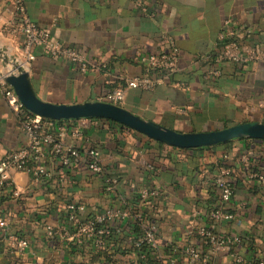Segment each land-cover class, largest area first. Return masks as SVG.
<instances>
[{"label":"crops","instance_id":"0c3cea01","mask_svg":"<svg viewBox=\"0 0 264 264\" xmlns=\"http://www.w3.org/2000/svg\"><path fill=\"white\" fill-rule=\"evenodd\" d=\"M16 5L17 0H0V76L12 68L2 51L10 59L23 57V36L7 29L19 23ZM24 6L30 19L49 30L54 41L78 50L90 62L83 70L79 63L38 47L37 57L27 69L44 100L105 101L122 81L147 71L140 57L174 46L180 52V70L155 90L128 89L120 105L178 131L264 122V63H217L206 58L221 40L226 20L237 27L243 43L263 47L264 0H24ZM56 121L67 125L61 134L67 144L100 150L104 171H90V157L85 152L65 165L60 155L50 150L44 159L49 179L35 178L31 170L13 171L20 194L0 195V236L5 238V252L13 258L27 264H105L108 260L110 264H127L128 254L134 250L131 218L112 227L116 243L112 245L109 239L108 245L115 259L93 256L95 247L86 243L82 255L77 256L72 245L49 234V227L68 222L70 203H84L85 215L94 208L110 206L143 211L156 224L159 247L170 241L179 248L195 245L208 250L191 232V226L198 211L211 209L204 197L213 186L218 203L234 214L231 220L215 223L231 239L227 248L216 252L215 261L237 264L234 257L240 255L244 259L241 264H247L254 257L264 258V184L258 177L264 173V139L236 138L231 140V148L225 147L227 142L191 150L166 144V156L154 155V163L148 154L147 135L123 130L113 120ZM27 141L17 112L0 87V162ZM221 164L231 168L233 182L238 177L245 179L241 188L233 189L229 201L222 200L215 186ZM107 176L115 181L113 191L107 190ZM157 186L165 190L164 210L140 204L141 190ZM19 232L30 240L22 256L12 253L10 242L11 236H20ZM251 239L252 247L248 246ZM171 261L164 257L163 264L177 263Z\"/></svg>","mask_w":264,"mask_h":264},{"label":"built area","instance_id":"2783aa9c","mask_svg":"<svg viewBox=\"0 0 264 264\" xmlns=\"http://www.w3.org/2000/svg\"><path fill=\"white\" fill-rule=\"evenodd\" d=\"M144 11L148 9L143 7ZM16 11L20 15L19 23L11 24L7 27L14 34L22 35L24 38L23 57L19 58L27 68L37 57V48L41 47L48 54L77 62L83 70H86L90 62L85 58L83 53L78 50L62 45L51 38L47 29L40 28L35 25L28 17L27 10L24 6V0H17ZM222 43L218 44L206 54L208 60L212 59L217 63L235 62L244 64L248 62L264 63V46H251L243 43L237 34L231 20H226L223 30L220 34ZM147 65V71L143 74L134 75L126 80L125 86L114 89L105 101L120 104L126 98L127 91L130 88H139L143 90H155L161 84L167 82L169 76L175 75L180 70V52L177 47L171 46L161 53H152L140 57ZM0 87L2 88L6 100L17 112L21 127L25 131L28 141L17 150H13L0 162V195H19L20 191L16 187L12 172L15 170L32 171L35 178H48L50 172L46 167V158L48 150L56 156L60 155L61 161L65 165H69L72 158L81 152H85L90 157L88 168L92 172H103L101 152L97 148L79 147L75 144H67L62 140L61 134L65 132L67 125L61 126L56 120L45 118L34 114L27 110L14 88L6 82L3 76H0ZM157 172L159 170L156 169ZM221 174L216 178V184L220 189L222 200L228 201L233 194L231 185L232 170L229 167H223ZM262 184H264V173L258 174ZM49 179V178H48ZM107 190H115V181L111 176L106 179ZM165 200V190L161 186L145 187L140 192V204L149 206L156 210H164L163 202ZM162 207H161V206ZM94 208V207H93ZM87 209L84 203H70L68 205V222L60 225L49 227V234L57 236L68 244H91L97 247L103 246L108 242L107 235L112 231L113 225L121 220L136 219L137 221L146 220L143 211L136 212L132 208H119L110 206L106 209L98 210L89 215L83 214ZM81 212V213H80ZM234 218L232 212L227 211L224 207L211 209L208 212L198 211L195 217V224L191 226V232L198 236L202 242L207 241L212 244L211 251L206 253L195 245H189L183 248H175L178 258L183 256V260L175 259L176 264H218L214 255L217 251L227 248V242L231 239L223 235L216 226L210 227V219L215 223L227 221ZM73 223L76 226L72 227ZM148 222V221H146ZM103 224V225H99ZM145 233L137 241V247L142 244H152L158 246L155 233L156 224L148 222L145 227ZM214 228L215 232L211 229ZM12 253L24 255L30 246V240L25 237L13 235L10 237ZM182 249V250H181ZM77 256H81L82 252L75 251ZM127 264H147L148 255L137 252H131ZM234 260L237 264L244 262L240 255H235ZM247 264H264V258L254 257Z\"/></svg>","mask_w":264,"mask_h":264},{"label":"water","instance_id":"95a60500","mask_svg":"<svg viewBox=\"0 0 264 264\" xmlns=\"http://www.w3.org/2000/svg\"><path fill=\"white\" fill-rule=\"evenodd\" d=\"M2 57L12 68L4 74L6 82L30 112L45 118L64 120L104 118L119 122L150 138L179 148H201L229 142L236 138L264 139V122L247 121L209 131H178L145 118L127 107L104 100H85L77 103H56L44 100L34 86L31 72L18 57Z\"/></svg>","mask_w":264,"mask_h":264},{"label":"trees","instance_id":"16d2710c","mask_svg":"<svg viewBox=\"0 0 264 264\" xmlns=\"http://www.w3.org/2000/svg\"><path fill=\"white\" fill-rule=\"evenodd\" d=\"M17 15L19 17V21L18 22H20L21 21L20 20V15L19 14H17ZM28 17H29V15H28ZM29 19H30V17H29ZM238 38H239V36H238ZM220 43H222V40H220L218 44H220ZM125 82L122 81V83H123L122 86H125V84H126ZM122 86L121 85L120 86L117 85V86H115V88L122 87ZM111 122H113V121H111ZM113 123L115 125H119L120 127H123V130H130V131L139 133V132L133 130L132 128H130L128 126L121 125V124H119V123H117L115 121ZM227 126H229V125H227ZM146 138H147L148 142L150 143L149 147H148L150 153H148V154L150 155V159L152 161H154V163L156 162V159H155L156 157L166 156V154L164 153V149L167 147V145L165 143H163L161 141H158V140H155V139H152V138H149L148 136H146ZM237 140L251 141L252 139L251 138H244V139H237ZM117 141H118L119 144L122 143L121 139H118ZM233 141H235V140H233ZM233 141H229L226 144H224L225 147L231 148V145H232ZM207 148H210V147H207ZM185 149L186 150H191V149H197V148H185ZM217 149H219V147H216V150ZM154 155H156V157H154ZM221 166L224 167L223 164H221ZM232 178H233V174L231 175V179ZM244 180L245 179L243 177L236 178L234 182L231 180V185H232L233 189L241 188V185L243 184ZM215 186H216V183H215ZM7 194L10 195L11 192H7ZM235 197H236V195H234L233 198H235ZM218 198H219V196H218ZM218 198H217L216 188L213 186L211 188V191H209L205 195L204 200H205V202H206V204L208 205L209 208L215 209V208H219V207L222 206L221 204L218 203ZM230 199H232V198H230ZM224 209H226L227 211L231 212L230 210H228L227 207H224ZM146 221L151 222V217H149V218L146 217V220L144 219V220H141V221H137L136 219H133V222L132 221L130 222V226H131V230H132V232L130 234L132 235V238H133V241H134L133 242L134 246L132 248V249H134L133 252H137V254H139V255H141L142 253H146L148 255L147 264H163L164 257L167 258L168 260L171 259L172 260L171 262H174L175 259H179L180 260V258H178V254L179 253L175 249V248H179V247L175 246V244L171 243L170 241H168L162 248L159 247V245H158V247H155L152 244H142L139 247H137V241H139V239L145 233V230H146L145 227L148 225V222H146ZM69 224H71L72 227L76 226L72 222L69 223ZM99 225H103V224H99ZM214 226H215L214 220L210 219V227H214ZM211 229L215 232L214 228H211ZM111 234H112V232H110V234L107 235V240H109V239L112 240V245H115L116 242L112 239V235ZM19 235L21 237L27 238L25 236V233L21 234L19 232ZM118 242H119V240H118ZM204 243H205L204 244V248H206V249L211 251L212 244L211 243L209 244L207 241H204ZM71 245L74 248V252L75 251L82 252V245L83 244L81 245V244L76 243V244H71ZM253 245H254V240L253 239L249 240L248 246L252 247ZM5 247H6L5 238L3 236H0V264H27L25 261H22L20 259H15L12 256H10L9 254H7L5 252ZM122 249L125 250V248H121V250ZM111 250L112 249L108 245V242H106L105 245L97 247L95 249L96 254L93 255V256H98L99 257L100 255H102V256L104 255L105 257H107V259H109V257L111 259H115L114 253L110 252ZM208 250H203V251H204V253H206ZM158 254H161V257H159ZM110 263H111L110 260H108L105 264H110ZM32 264H39V263L36 262V263H32ZM164 264H170V263L168 262V263H164Z\"/></svg>","mask_w":264,"mask_h":264}]
</instances>
